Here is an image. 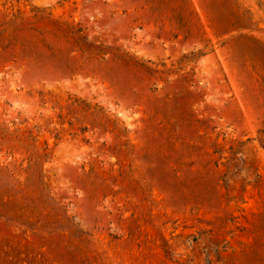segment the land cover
<instances>
[{
  "label": "rangeland",
  "instance_id": "rangeland-1",
  "mask_svg": "<svg viewBox=\"0 0 264 264\" xmlns=\"http://www.w3.org/2000/svg\"><path fill=\"white\" fill-rule=\"evenodd\" d=\"M0 264H264V0H0Z\"/></svg>",
  "mask_w": 264,
  "mask_h": 264
}]
</instances>
